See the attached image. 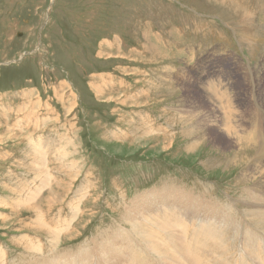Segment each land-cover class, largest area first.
Listing matches in <instances>:
<instances>
[{
	"label": "rangeland",
	"instance_id": "obj_1",
	"mask_svg": "<svg viewBox=\"0 0 264 264\" xmlns=\"http://www.w3.org/2000/svg\"><path fill=\"white\" fill-rule=\"evenodd\" d=\"M259 97L264 0H0L6 264L33 257L27 247L37 243L46 253L54 228L71 223L73 202V228L51 248L59 255L91 249L143 193L191 188L197 195L202 187L232 209L240 208L231 199L250 209L241 193L253 180L239 178L257 148L219 126L234 110L245 128L264 118L255 110ZM233 235L208 242L229 264L241 256L242 238Z\"/></svg>",
	"mask_w": 264,
	"mask_h": 264
},
{
	"label": "bare ground",
	"instance_id": "obj_2",
	"mask_svg": "<svg viewBox=\"0 0 264 264\" xmlns=\"http://www.w3.org/2000/svg\"><path fill=\"white\" fill-rule=\"evenodd\" d=\"M254 91L257 92L256 87ZM258 92H261V90H258ZM229 101L228 109L231 107ZM262 102H264V99L256 101L257 108L255 107V110H258L257 112H264V108L260 106L261 104L264 107ZM224 107L226 108V106ZM237 114L239 115L237 116L238 119L235 117ZM242 115L240 111L234 110V113L230 115L231 118L228 117L230 119L229 124H226L227 117H223V124L219 127L221 128L220 131L223 130L228 135L232 131L238 138H236L237 140L247 139L246 145H249L250 149L257 148L254 153V156H256H253L244 164L242 175L239 178L240 183L253 180L251 185L244 184L241 193L242 199L249 204L250 209L243 201L231 199L237 208H240L232 209L228 207L229 203L217 201L218 198H214L205 191L202 192V187L199 188L197 195L191 188L188 191L186 188H179L143 193L134 198L122 212L119 211L120 216L117 221L112 223V226L110 225L101 232L99 231L100 233L92 238L90 241L91 249L88 248L82 253L83 250L78 247L82 252H64L65 254L59 255L58 249L52 251L51 248L57 237L59 238L58 235L62 230L73 228L70 224L77 219L75 213L78 206L72 201L74 205L72 206L73 212L69 213L71 214V220H69L71 223L65 221L66 228H54L55 232L52 233L50 248L46 251V253H51L46 254L43 245L37 243L33 248L27 247L29 254H33V257H28V259L26 257V262L17 264H162L163 262L166 264H220L221 262L229 264L230 262H226L228 260L222 259L224 252L215 253V250L208 248V242L214 235L218 243L227 242L228 232L231 229L234 232V240L242 238L240 249L238 248L241 256L233 254V257H231L236 258V264L242 262V256L245 257V260L257 257V260L259 258L260 262L261 259L264 264V254L262 255L264 252V118H255L251 122V127L248 126L250 129H248L242 126L245 123ZM253 137H256V142H250ZM237 145V152L244 151L241 155L245 156L247 154L246 150L241 148L244 146L241 145V142H238ZM244 158L242 157V160H245ZM260 200H263V202H257ZM252 228L256 229L258 233L256 231V233H253ZM197 229L199 231L195 232L194 230ZM231 247L229 254L232 250ZM209 250L213 252L212 256L208 252ZM231 258L229 259L231 260ZM242 259L244 260V258ZM0 264H6L3 252H0Z\"/></svg>",
	"mask_w": 264,
	"mask_h": 264
},
{
	"label": "crops",
	"instance_id": "obj_3",
	"mask_svg": "<svg viewBox=\"0 0 264 264\" xmlns=\"http://www.w3.org/2000/svg\"><path fill=\"white\" fill-rule=\"evenodd\" d=\"M167 84H169V83H167Z\"/></svg>",
	"mask_w": 264,
	"mask_h": 264
}]
</instances>
